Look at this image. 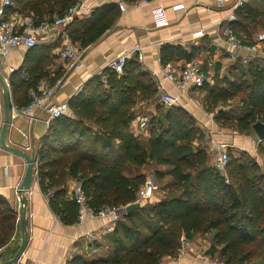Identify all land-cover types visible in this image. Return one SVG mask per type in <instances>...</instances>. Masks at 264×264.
<instances>
[{
    "label": "trees",
    "instance_id": "1",
    "mask_svg": "<svg viewBox=\"0 0 264 264\" xmlns=\"http://www.w3.org/2000/svg\"><path fill=\"white\" fill-rule=\"evenodd\" d=\"M122 1L133 4L137 0ZM13 2L15 12L25 17L33 13L34 23L40 25L55 19L49 14L54 6L53 13L62 17L75 0ZM236 15L237 21L231 25L244 43L253 44L251 36L259 26L264 27V0H249ZM119 16V7L111 4L94 12L89 20L76 18L68 28L71 41L81 49L89 47ZM160 54L164 63L190 61L195 56L194 51L188 54L183 46L169 44ZM221 69L219 65L213 84L202 87L208 110L223 128L253 132V125L264 123L263 61L244 64L238 60L227 66V72L221 73ZM38 81L30 78L26 93ZM10 84L16 94L19 83L14 76ZM159 99L156 81L140 62L129 60L120 76L105 69L94 77L69 101L68 111L50 124L37 152L38 181L43 192H53L51 205L66 225L78 221L76 203L65 199L69 180L83 185L95 210L135 204L147 175L125 177L127 164L171 167L168 174L178 189V195L148 202L150 205L145 201L136 211L123 215L111 235L110 261L86 263L75 257L70 264H158L165 257H176L182 236L191 241L211 236L209 251L219 254L225 264H264V172L257 158L247 151L236 154L229 149L226 182L214 167L194 116L180 106L168 110ZM139 102L144 103V110L156 106V114L147 115L146 137L131 129L139 117L135 110ZM29 103L28 99L18 106ZM228 108L231 113L226 115ZM259 151L264 155V142ZM19 234L18 212L0 196V259L15 256Z\"/></svg>",
    "mask_w": 264,
    "mask_h": 264
},
{
    "label": "crops",
    "instance_id": "2",
    "mask_svg": "<svg viewBox=\"0 0 264 264\" xmlns=\"http://www.w3.org/2000/svg\"><path fill=\"white\" fill-rule=\"evenodd\" d=\"M248 1L246 0V2ZM1 2L2 0H0V4ZM111 4L119 7L120 16L116 23L89 47L81 49L79 43L75 44L82 50L83 59L77 67L71 70L58 56L66 41L65 36L67 35L71 40L68 33L70 26L57 28L46 35H38L37 46L34 48L20 47L13 49L6 58L0 57V76L9 83L7 87L13 106L23 107L18 104L30 100V97L29 93H26L28 84L21 76L13 75L14 73L10 72L11 68L16 70V74H26L34 82L40 78L49 77L52 85L56 88L57 96L54 102L68 104L88 82L108 69L109 64L121 55L128 53L130 56L132 54L128 61L137 60L136 55L133 54L136 45L142 46L145 62L140 63L154 80L152 72H159L162 65H168L175 72H180L191 63H199L208 76L212 71L215 75L219 65L223 69L233 63L222 35L224 21L232 12L230 4L223 5L219 0H148L140 8H136L134 3L129 4L122 0H87V10L79 14L77 18L89 20L94 12ZM120 5L125 6L124 12L121 11ZM55 8L56 6L49 11L53 19L58 16L57 12L53 13ZM26 17L33 19L34 14L31 13ZM261 34H264V27L259 26L249 41L253 40L252 43L255 44ZM167 44L183 46L188 54L194 51L195 56L190 61L181 59L175 62H159L161 49ZM223 72L224 70H221V73ZM13 76L19 83L16 94L11 90L10 82ZM157 86L161 99L162 92L158 83ZM164 89L167 93L179 98V106L194 116L205 135L204 145L212 154L213 163L215 162L216 149L221 144L228 145V150L231 149L235 153L247 151L255 156L253 150L258 146L259 139L254 131L239 133L223 128L217 121L216 115L208 110L207 94L202 90V87L187 85L185 87L186 94H182L177 86L165 81ZM160 99L158 103L163 104ZM148 110L152 114H156V106ZM18 120L22 121L21 127H25L26 131L16 125ZM142 120L138 117L132 123L131 129L135 134L146 137L147 132L139 127ZM4 121V98L0 85V136ZM39 124L44 126V129H41L43 131L41 135L36 133V127ZM49 127L50 125L45 124L41 117L32 126H29L27 120L14 114L7 131L6 144L29 154L32 150L27 151V148L34 146L37 158L41 141ZM171 170L172 168L168 166L153 165L151 168H140L127 164L123 174L127 178H136L146 174L147 180L151 179L155 182L158 187L163 189L164 193L174 190L173 194L178 195L176 182L168 174ZM25 171L26 162L20 156L4 149L0 143V196L10 203L18 215L21 211L19 187ZM157 174H162V178H157ZM73 183H75L74 180H69L65 189V199L69 201L72 200L71 187ZM143 188L144 186L140 191ZM52 193L43 192L38 177L34 178L31 192L27 195L28 244L21 256V262L25 264H70V261L75 257L83 259L86 263L110 261L112 258V233L107 234L103 230L107 221L98 219L84 224L77 221L75 224L66 225L53 210L49 198ZM156 197H158L157 192L152 200H156ZM202 239L211 240V236H199L194 240L201 242ZM21 240L20 230V234L15 240L19 246ZM189 254L178 258V264H204L200 259ZM6 261L8 260L0 259V264Z\"/></svg>",
    "mask_w": 264,
    "mask_h": 264
},
{
    "label": "built area",
    "instance_id": "3",
    "mask_svg": "<svg viewBox=\"0 0 264 264\" xmlns=\"http://www.w3.org/2000/svg\"><path fill=\"white\" fill-rule=\"evenodd\" d=\"M87 0H75L74 4L69 7L66 13L62 17L55 18L52 22H44L40 25H36L33 19L25 17L13 10V0H2L0 4V57L6 58L9 56L13 49L20 47L34 48L37 46V36L46 35L49 32L62 27L70 26L74 23L77 16L87 10ZM221 4H230L232 7L231 14L224 21L223 37L225 44L229 50V56L232 62L242 61L244 64H248L255 59H261L264 61V36L255 44H246L237 35L235 29L231 24L237 21L236 12L242 9L246 3V0H219ZM148 0H137L134 3V7L140 8ZM122 12L125 11V6L120 5ZM66 41L63 47L59 51V59L64 62L71 70L77 67L83 59V52L68 38L65 36ZM133 54L139 62H145L144 51L141 45H136L133 50ZM132 55V54H131ZM129 54L121 55L117 60L110 63L108 69L117 73L119 76L123 74V69L131 57ZM159 62L162 59L159 57ZM264 63V62H263ZM11 73H15L16 70L11 68ZM153 77L159 85V89L162 92L161 103L166 106H179V98L167 93L164 89V82L168 81L171 84L177 86L182 94L185 93V87L192 85L196 87H203L205 83L209 82V77L206 72L201 68L199 63H191L180 72H175L168 65L160 68V71H153ZM100 76V75H99ZM21 78L25 82H29L30 78L26 74H22ZM102 81L105 82V78L102 77ZM9 85L8 81L6 82ZM186 94V93H185ZM30 103L23 107H16L12 104L10 113L11 117L14 114L20 118H23L29 122V126H32L39 118L44 119L45 124L48 126L50 123L63 116L68 111V104L55 103L56 88L52 85L49 77H44L38 81L35 87L29 91ZM13 112V114H12ZM140 128L142 130L147 129V120L140 122ZM262 141H259V146ZM257 146L253 153L255 154L263 172H264V155L259 151ZM34 147V146H33ZM33 147L27 148V151L32 150ZM229 146L221 144L216 149V157L214 167L218 173L225 177L226 182L228 179V164H229ZM39 160L36 158L34 164V178L38 177ZM158 186L151 179H148L144 185L143 190L137 195L135 204H142L143 202L153 198ZM53 194L49 195V198H53ZM71 199L76 203L78 208V222L84 224L89 221L102 219L107 221L103 230L105 233H113L118 221L125 214L128 206H107L100 210H95L86 195L83 185L79 182H75L71 187ZM93 237V235H90ZM195 250V245L191 240L186 239L183 236L182 249ZM182 252V250H181ZM204 263L210 262L211 264H223L224 261L216 260L212 261L205 257L202 258ZM15 264H25L21 262V258ZM158 264H164L162 262Z\"/></svg>",
    "mask_w": 264,
    "mask_h": 264
},
{
    "label": "water",
    "instance_id": "4",
    "mask_svg": "<svg viewBox=\"0 0 264 264\" xmlns=\"http://www.w3.org/2000/svg\"><path fill=\"white\" fill-rule=\"evenodd\" d=\"M0 85L3 89L4 112H5V121H4L2 131H1V136H0L1 146L7 151L20 156L26 162L25 175L19 187L20 208H21L20 215H19L20 216L19 222H20V230H21V236H22L21 245L19 247L18 252L15 254V256L11 260L1 263V264H15L21 258L28 244L29 221L27 217V210H28V196L27 195L31 192V187H32V183L34 180V164H35L36 156H35L34 147L32 148V152L29 154L17 148L7 146L6 136H7V131L10 125L12 98L9 93L7 84L1 76H0ZM170 108H171L170 106L167 107L168 110ZM253 130L256 136L258 137V139L264 142V123L262 122L256 123L255 125H253ZM140 206H141L140 204L129 205L126 208L125 214H130L136 211L137 209L140 208Z\"/></svg>",
    "mask_w": 264,
    "mask_h": 264
},
{
    "label": "rangeland",
    "instance_id": "5",
    "mask_svg": "<svg viewBox=\"0 0 264 264\" xmlns=\"http://www.w3.org/2000/svg\"><path fill=\"white\" fill-rule=\"evenodd\" d=\"M262 35H264V34H261L260 36H262ZM259 36V35H258ZM264 62V61H263ZM263 65H264V63H263ZM222 68V67H221ZM221 70H224V71H226V70H228L227 69V67L226 68H223V69H221ZM227 72V71H226ZM224 73V72H223ZM208 76H209V83L210 84H213V82H212V80H213V77L212 76H214V72L212 71L211 73H209L208 74ZM56 96H57V94H56ZM140 104H144V103H142V102H139V107L137 108L136 107V109L135 110H139L138 112H139V118H142V119H144V120H147V122H148V118H147V115H149L151 112L148 110V109H146L145 108V110L143 109V105H140ZM143 106V107H142ZM234 108V107H233ZM226 111H228V112H224L226 115L227 114H230L231 113V111H229V108L228 109H226ZM238 110H237V108H235V113L237 112ZM233 112V113H234ZM240 112H238L237 114H239ZM16 125L18 126V127H21V125H23V123H22V121H20V120H18V121H16ZM44 126L43 125H41V124H39V125H37V127H36V133H38L39 135H41L42 134V132L43 131H41V129H44L43 128ZM140 127V126H139ZM22 128V127H21ZM24 131H26V128L24 127V128H22ZM40 130V131H39ZM145 131H146V129H145ZM147 132V131H146ZM20 136V135H19ZM20 138H21V136H20ZM260 141V140H259ZM258 146H259V144H258ZM236 154H238V153H236ZM156 192L158 193V197H156L157 199H162V198H164V197H168L169 195H172V196H175L174 194H173V192H174V190L172 191V192H166V193H164L163 192V189H161V187L159 186L158 187V189L156 190ZM157 199L156 200H147V202H146V204H148V205H150L149 203H154L155 201H157ZM149 202V203H148ZM145 204V205H146ZM211 240H207V239H202L201 240V242H196L195 240H192L191 242L195 245V250H192L191 248L190 249H187L186 251H184L183 249H182V242H183V236H182V238H180V247H179V251L177 252V255H176V257H172V256H168V257H165L163 260H162V263H164V264H178V262H177V259L178 258H182V257H184L186 254H188V253H190L189 255H191V256H194V257H196V259L198 258V259H200L202 262H204L203 261V257H205V258H207V259H209V260H214V261H216V260H220L221 258H220V256H219V254H215V255H212L211 253H210V248H211V245H210V243H212V242H210ZM181 250H182V252H181ZM216 259V260H215ZM204 264H211L210 262H205ZM223 264H225V262L223 263Z\"/></svg>",
    "mask_w": 264,
    "mask_h": 264
}]
</instances>
